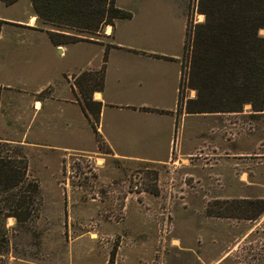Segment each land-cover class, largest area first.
Masks as SVG:
<instances>
[{"label":"rangeland","instance_id":"374dc122","mask_svg":"<svg viewBox=\"0 0 264 264\" xmlns=\"http://www.w3.org/2000/svg\"><path fill=\"white\" fill-rule=\"evenodd\" d=\"M116 4L131 16L108 34L38 17L40 34H27L31 0H0V83L10 87L0 85V140L25 156L39 187L30 220L6 219L0 264H264V211L209 214L223 201L264 198V108L185 111L196 92L182 45L204 19L198 0ZM48 30L78 40L58 51ZM127 103L151 112L118 107Z\"/></svg>","mask_w":264,"mask_h":264},{"label":"trees","instance_id":"16d2710c","mask_svg":"<svg viewBox=\"0 0 264 264\" xmlns=\"http://www.w3.org/2000/svg\"><path fill=\"white\" fill-rule=\"evenodd\" d=\"M3 1L9 4L15 0ZM31 4L43 22L89 31L106 24L113 26L115 19L131 16L116 0H31ZM198 11L204 19L188 28L189 38L182 46L187 68L184 75L196 92L187 100L185 111H237L245 103L251 104L252 110H262L264 36L258 34V29L264 28V0H198ZM47 35L54 45L78 40L52 30ZM181 73L182 67L180 82ZM97 75L94 90H101L104 66ZM6 143L0 140V254L7 243L6 219L13 217L19 224L30 220L35 215L39 189L38 183L27 177L25 156L4 151ZM223 202L228 203L223 210L217 204L218 209L209 214L253 218L264 211V198Z\"/></svg>","mask_w":264,"mask_h":264},{"label":"crops","instance_id":"0c3cea01","mask_svg":"<svg viewBox=\"0 0 264 264\" xmlns=\"http://www.w3.org/2000/svg\"><path fill=\"white\" fill-rule=\"evenodd\" d=\"M38 20H37V16L35 15V14H32V15H30L29 16V18H28V20L27 21H25V23L26 24H28V25H30V33H27V34H40L39 32L37 33V32H34L33 31V29H32V27L31 26H33L34 24H35V22H37ZM111 27H112V25H110V24H106L105 26H104V31H105V33L106 34H108V32L111 30V32H112V29H111ZM113 28V27H112ZM3 37H4V34H3V29H0V42H1V40L3 39ZM183 46V45H182ZM55 47H58V51H61V49L59 50V46L57 45V46H55ZM61 48H62V50H63V48L64 47H62L61 46ZM126 50L127 51H129V52H131L132 54H134V55H137V56H141V57H146V58H149V57H160V58H164V59H168V60H178V58H175V57H172V56H164V55H158V54H156L155 52H153V51H151V50H144V49H142V48H127L126 47ZM105 61V60H104ZM5 62H3L2 61V59H0V69H2L3 67H4V64ZM104 65H105V62H104ZM179 78H180V72H179ZM103 83H104V79H103ZM178 84H179V81H178ZM0 85L2 86V87H6V88H10L9 87V85H8V83H0ZM102 90V89H101ZM101 90H95L94 92H93V98H94V100H96V101H99L98 99L99 98H101V96H100V92L99 91H101ZM2 92V91H1ZM177 92H178V86H177ZM32 93L33 94H36L37 92H36V90L35 91H32ZM99 102H101V101H99ZM176 104H177V96H176V103H175V106H176ZM32 105H33V107H34V111H36V112H38V110L40 109L39 107L41 106V102H40V99H38V98H33V100H32ZM121 106H134V107H136V108H131V107H129V108H131V109H133V110H139V111H143V112H151V111H147V110H143V109H140V108H144V107H148V106H145V105H143V104H134V103H127V104H123V105H118V107H121ZM125 108V107H124ZM174 108V107H173ZM173 108L172 109H168V110H173ZM161 109V108H160ZM182 117H185V115H183ZM182 117H181V119H182ZM180 133V132H179ZM169 141V144H168V147L169 148H173V144L171 145L170 144V139L168 140ZM175 148V147H174ZM179 148V135H178V140H177V144H176V149H178ZM240 178H242V177H240Z\"/></svg>","mask_w":264,"mask_h":264},{"label":"water","instance_id":"95a60500","mask_svg":"<svg viewBox=\"0 0 264 264\" xmlns=\"http://www.w3.org/2000/svg\"><path fill=\"white\" fill-rule=\"evenodd\" d=\"M59 50H60V48H59Z\"/></svg>","mask_w":264,"mask_h":264}]
</instances>
